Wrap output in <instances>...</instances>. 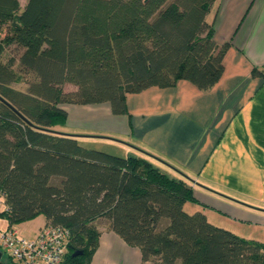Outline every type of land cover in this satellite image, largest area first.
Instances as JSON below:
<instances>
[{"label":"trees","instance_id":"obj_1","mask_svg":"<svg viewBox=\"0 0 264 264\" xmlns=\"http://www.w3.org/2000/svg\"><path fill=\"white\" fill-rule=\"evenodd\" d=\"M215 1L0 0L6 226L41 213L44 224L65 227L60 264H89L100 218L138 247L142 264H264V240L183 208L196 201L186 176L169 174L145 155L84 146L78 135L54 127L67 118L62 103L107 102L112 113H127L129 92L180 78L211 86L229 44L213 39L206 15ZM10 44L20 47L17 58H2ZM65 82L73 88L63 89Z\"/></svg>","mask_w":264,"mask_h":264},{"label":"crops","instance_id":"obj_2","mask_svg":"<svg viewBox=\"0 0 264 264\" xmlns=\"http://www.w3.org/2000/svg\"><path fill=\"white\" fill-rule=\"evenodd\" d=\"M206 16L212 19L214 41L229 42L222 72L208 88L183 78L169 86L151 85L126 93L127 113H112L107 102L61 106L67 116L70 111L71 123L132 144L117 140L114 150H106L145 155L169 174L186 176L196 201H185V210L199 209L232 232L219 212L264 228V0H216ZM43 224L39 213L14 226L31 237ZM96 225L89 264H142L137 246L127 244L104 219Z\"/></svg>","mask_w":264,"mask_h":264},{"label":"built area","instance_id":"obj_3","mask_svg":"<svg viewBox=\"0 0 264 264\" xmlns=\"http://www.w3.org/2000/svg\"><path fill=\"white\" fill-rule=\"evenodd\" d=\"M67 234L65 227L56 224L41 225L31 237L20 235L14 225L5 226L0 229V250L14 264H60Z\"/></svg>","mask_w":264,"mask_h":264},{"label":"rangeland","instance_id":"obj_4","mask_svg":"<svg viewBox=\"0 0 264 264\" xmlns=\"http://www.w3.org/2000/svg\"><path fill=\"white\" fill-rule=\"evenodd\" d=\"M25 0H19L20 5H22L24 3ZM4 31V29H3ZM2 31V32H3ZM1 32V34H2ZM20 51V47H15L14 45L10 44L8 46L5 47V49L3 50L1 57L5 58L8 55H12L14 58H17L18 53ZM26 75V74H24ZM73 85L71 83L65 82L63 83V89H70L72 88ZM65 106L68 108H70V104H65ZM82 125H75L73 123H71L70 120V111H69V115L67 116L66 120L63 123H58L55 124L54 127L59 130V131H63V132H68V133H72V134H76L77 136V140L80 144L84 145V146H88V147H93V148H97L112 154H117V155H125L126 153L123 154H118L115 153V151H108L106 150L107 148H112V150H114L113 148H115L117 145V143H119L117 140L125 142L129 145L132 146L131 143H129L128 141H125L124 139H122L121 137H118L116 135H111L110 133L107 132H98V131H87L88 129L81 127ZM111 139V140H110ZM105 148V149H104ZM118 152V151H116ZM132 154H135L134 152L131 151ZM155 161V160H153ZM157 165V162H153ZM162 166V165H161ZM163 168V167H162ZM166 171V170H165ZM187 205H194V202H190L188 201ZM188 208H191L189 206H187ZM192 210V209H190ZM189 210V211H190ZM220 220H226V222H228L229 224H232V228L234 229L233 232H235L236 234H241L244 237H254L257 238L259 240H264V228H262L261 226H257V225H252V224H248L246 222H240V221H236V220H232L230 217L226 216L224 213L219 212L217 215ZM5 221L4 218L0 217V229L5 227ZM2 251V250H1ZM1 259L6 262L9 258L7 256L6 253H4V251H2L1 254ZM11 264H14L11 261Z\"/></svg>","mask_w":264,"mask_h":264},{"label":"water","instance_id":"obj_5","mask_svg":"<svg viewBox=\"0 0 264 264\" xmlns=\"http://www.w3.org/2000/svg\"><path fill=\"white\" fill-rule=\"evenodd\" d=\"M0 99L3 100V101H5L1 96H0ZM77 253H80V250H73L71 252V254H77ZM1 254H2V252L0 250V264H4L3 260L1 259Z\"/></svg>","mask_w":264,"mask_h":264}]
</instances>
